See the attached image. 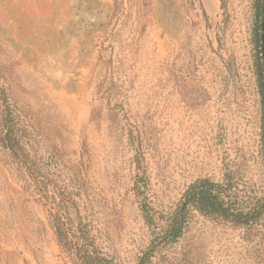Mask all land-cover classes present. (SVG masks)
Wrapping results in <instances>:
<instances>
[{"label":"rangeland","instance_id":"1","mask_svg":"<svg viewBox=\"0 0 264 264\" xmlns=\"http://www.w3.org/2000/svg\"><path fill=\"white\" fill-rule=\"evenodd\" d=\"M81 3L0 0V82L94 187L116 260L150 242L142 199L167 211L200 178L264 197L262 0ZM0 264H72L1 150ZM152 264H264V216L246 227L194 209Z\"/></svg>","mask_w":264,"mask_h":264},{"label":"trees","instance_id":"2","mask_svg":"<svg viewBox=\"0 0 264 264\" xmlns=\"http://www.w3.org/2000/svg\"><path fill=\"white\" fill-rule=\"evenodd\" d=\"M84 1V5L81 3L76 7V12H93L95 0ZM260 28L262 31V26ZM261 41L262 33H257L259 59L263 58L260 56ZM259 68L263 74V63ZM0 81H3L1 75ZM260 93L264 143L263 80L260 81ZM0 150L11 157L26 194L43 205L58 244L72 264H121L109 252L107 230L99 218L100 201L94 187L79 168L63 163L57 147L40 137V132L14 103L9 88L1 82ZM232 188L228 182L200 178L190 184L175 207L161 213L142 199L140 207L151 230V238L135 264H152L159 252L177 243L194 209L238 226L257 224L264 216V197L248 193L245 202L237 192L232 193Z\"/></svg>","mask_w":264,"mask_h":264},{"label":"water","instance_id":"3","mask_svg":"<svg viewBox=\"0 0 264 264\" xmlns=\"http://www.w3.org/2000/svg\"><path fill=\"white\" fill-rule=\"evenodd\" d=\"M261 26H262V57H263V67H264V0L262 2V21H261Z\"/></svg>","mask_w":264,"mask_h":264}]
</instances>
